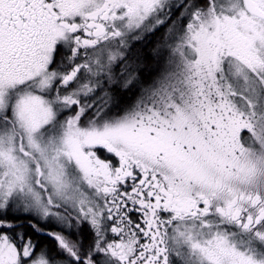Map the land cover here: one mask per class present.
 Returning <instances> with one entry per match:
<instances>
[{
    "label": "snow or ice",
    "instance_id": "snow-or-ice-1",
    "mask_svg": "<svg viewBox=\"0 0 264 264\" xmlns=\"http://www.w3.org/2000/svg\"><path fill=\"white\" fill-rule=\"evenodd\" d=\"M0 264H264V0H0Z\"/></svg>",
    "mask_w": 264,
    "mask_h": 264
},
{
    "label": "trees",
    "instance_id": "trees-1",
    "mask_svg": "<svg viewBox=\"0 0 264 264\" xmlns=\"http://www.w3.org/2000/svg\"><path fill=\"white\" fill-rule=\"evenodd\" d=\"M46 242V241H45Z\"/></svg>",
    "mask_w": 264,
    "mask_h": 264
}]
</instances>
